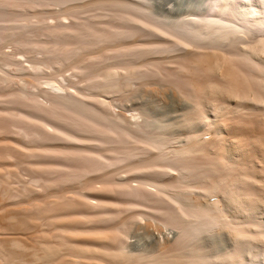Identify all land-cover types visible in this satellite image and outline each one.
<instances>
[{
	"label": "bare ground",
	"instance_id": "1",
	"mask_svg": "<svg viewBox=\"0 0 264 264\" xmlns=\"http://www.w3.org/2000/svg\"><path fill=\"white\" fill-rule=\"evenodd\" d=\"M0 130V264H264V0H1Z\"/></svg>",
	"mask_w": 264,
	"mask_h": 264
},
{
	"label": "rangeland",
	"instance_id": "2",
	"mask_svg": "<svg viewBox=\"0 0 264 264\" xmlns=\"http://www.w3.org/2000/svg\"><path fill=\"white\" fill-rule=\"evenodd\" d=\"M1 1V0H0ZM2 1H7V2H9V3H14L15 1H17V0H2ZM18 1H21V0H18ZM25 1H27V0H25ZM114 11V9H111L110 7L109 8H106V9H92V10H90L91 12H89V10L86 12V13H84L83 14V16L84 17H86L85 19L86 20H89V22L91 21L92 22V24L93 23H96V24H93L94 26H92L91 25V27L94 29V30H99L100 29V31H102L103 30V32H107L109 29H110V24L112 25L113 24V26L115 25V27H118V28H120L119 26H121V24H120V22L118 21V20H114V19H112L111 18V16H112V13H114L113 11ZM106 14V16H104L105 14ZM104 14V15H103ZM102 15V16H101ZM94 16H95V18H94ZM98 16V17H97ZM110 17V19H109V17ZM92 17H93V20H94V22L91 20L92 19ZM99 17H101V19L99 18ZM104 18V19H103ZM95 20L96 21H98V22H95ZM100 20V21H99ZM52 21V20H51ZM115 21V22H114ZM88 22V21H87ZM100 22V23H99ZM116 23H117V25H116ZM99 25H101V26H99ZM105 25V26H104ZM106 25H108L107 26V28H106ZM134 23H127V24H124V25H122L121 26V28H123L124 26L126 27V28H128V29H132L134 26ZM124 27V28H125ZM95 28H97V29H95ZM107 29V30H106ZM105 30V31H104ZM65 41H67V40H65ZM65 41H62V42H65ZM71 42H72V40H70ZM75 41V40H74ZM74 41L72 42V43H74ZM66 49V51H67V48H65ZM65 49H64V51H65ZM8 50H11L10 48H8ZM63 50H62V53L64 52ZM110 55H109V54ZM108 53H106L105 55H104V57L103 58H107V56L108 57H112V56H114V55H112L111 56V54H114V53H111V52H108ZM64 54L66 55L67 54V52L65 53L64 52ZM64 54H62V55H64ZM93 61H95V60H93V59H87L86 61L84 60V62L81 64V66L83 67L84 65V68H91V65H95L96 63L94 62V63H92ZM90 64V65H89ZM68 73H70V71L68 72ZM1 124L2 125H4V126H7V125H9V126H7V127H5L6 129H1L2 131H4V130H6V132H8V133H10L11 135H14V133H16L17 134V132H19V131H22V132H24V133H26L27 134V136H30V138H33V139H36V140H55L56 138L58 139V137H60L58 134V136L56 135V133L55 134H53L52 135V133H45L43 130H41V129H38L37 127H34V126H31L30 124L29 125H25V124H22V123H18V122H14L13 121V123H12V121H10V120H6V121H2L1 122ZM25 125V126H24ZM34 129H33V128ZM0 130V131H1ZM33 132H35V133H33ZM36 132H38V133H36ZM37 134V135H36ZM52 135V136H51ZM51 137V138H50ZM56 139V140H57ZM136 183H133V185H135ZM132 185V187H134ZM126 187V186H125ZM125 187L121 190V192H123V194H122V196L124 197V199H127V200H125V204H124V208L123 209H126L127 208V206L129 207V208H127V209H130V204H128L129 203V201L131 200V202L132 201H137L138 199H139V196H142V197H140V198H142L144 201H148L147 203L150 205H148L147 204V206H143L142 208H134L135 210H140V211H144V210H146V211H144V212H148V213H151V214H154L153 216L154 217H156L157 216V219L158 218H160V220H157L156 218H154L153 220L151 219H149V220H147V222H148V224L147 223H143V225H146L147 224V226H144L145 227V229H148L149 228V230L150 231H152L151 233L152 234H154L156 237L158 236H160V238L161 237H164L165 235H168L169 236V238L171 239V240H175L177 237H178V234L177 233H175L176 232V230L177 229H175V228H173V227H171V226H168V227H166L164 224H162V215L161 214H163V209H165L164 207H166L165 205L163 206V205H158V204H151V202H149V200H153L154 199V197L152 196V197H149L148 198V194H149V191H147L146 189L145 190H142V189H140L141 187H143V186H139L138 188L137 187H134L135 189H137V190H134L132 187H130V186H127V190L125 189ZM129 187V188H128ZM129 189V190H128ZM133 189V190H132ZM132 191H134L133 193H132ZM145 191V192H144ZM139 192H142V193H139ZM148 193V194H147ZM135 194H138V195H135ZM141 194V195H140ZM143 194V195H142ZM145 194V195H144ZM133 195H135V196H137V197H135V196H133ZM132 196V197H131ZM143 196H146V197H144L143 198ZM145 198H147V199H145ZM151 198V199H150ZM141 200V199H140ZM126 205V206H125ZM152 205V206H151ZM154 205V206H153ZM162 206V207H161ZM148 207V208H147ZM155 207V208H154ZM158 207V208H157ZM161 207V208H160ZM167 207H168V205H167ZM152 208V209H151ZM142 209V210H141ZM154 209V210H153ZM157 209L158 210H160V211H158L157 212ZM133 210V209H132ZM137 210V211H138ZM125 211H127V210H125ZM152 211V212H151ZM156 211V212H155ZM162 211V212H161ZM158 213V214H157ZM157 214V215H156ZM159 216V217H158ZM155 221V222H154ZM157 221V222H156ZM161 221V222H160ZM159 222V223H158ZM152 223V226L150 227V224ZM159 225V227H157ZM147 227V228H146ZM159 229V230H158ZM167 229V230H166ZM172 229V230H171ZM138 230V232H139V230H140V232H143L144 231V229H137ZM162 230V231H161ZM167 231V232H166ZM169 231V232H168ZM173 231V232H172ZM178 231V230H177ZM164 234V235H163ZM171 236V237H170Z\"/></svg>",
	"mask_w": 264,
	"mask_h": 264
}]
</instances>
